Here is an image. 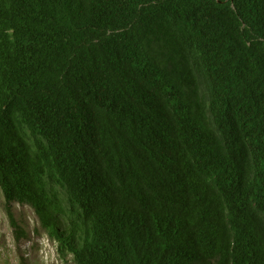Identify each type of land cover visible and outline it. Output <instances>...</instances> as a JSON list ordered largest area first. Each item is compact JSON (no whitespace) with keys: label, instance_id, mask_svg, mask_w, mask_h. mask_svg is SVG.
<instances>
[{"label":"trees","instance_id":"16d2710c","mask_svg":"<svg viewBox=\"0 0 264 264\" xmlns=\"http://www.w3.org/2000/svg\"><path fill=\"white\" fill-rule=\"evenodd\" d=\"M0 190L74 264H264V0H0Z\"/></svg>","mask_w":264,"mask_h":264},{"label":"rangeland","instance_id":"374dc122","mask_svg":"<svg viewBox=\"0 0 264 264\" xmlns=\"http://www.w3.org/2000/svg\"><path fill=\"white\" fill-rule=\"evenodd\" d=\"M10 210L16 226L10 223L0 190V264H74L71 254L57 251L56 241L40 228L29 205L13 203Z\"/></svg>","mask_w":264,"mask_h":264}]
</instances>
